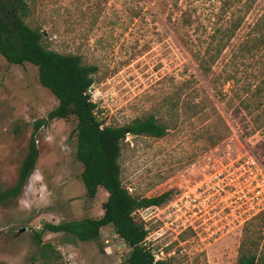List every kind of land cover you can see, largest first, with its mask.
<instances>
[{"label": "rangeland", "instance_id": "obj_1", "mask_svg": "<svg viewBox=\"0 0 264 264\" xmlns=\"http://www.w3.org/2000/svg\"><path fill=\"white\" fill-rule=\"evenodd\" d=\"M24 2L25 22L46 49L96 68L89 94L105 125L154 115L168 128L161 139L127 135L119 159L132 196L169 194L134 216L154 255L173 264H237L249 239L264 258V208L250 187L256 166L264 167V0ZM57 104L35 66L0 56L3 189L15 183L34 122ZM75 126L70 117L37 133L35 172L17 201L0 206V264H39L33 234L45 223L100 218L107 194L86 196ZM105 233L88 243L65 234L42 242L63 264H125L130 250L113 230Z\"/></svg>", "mask_w": 264, "mask_h": 264}, {"label": "trees", "instance_id": "obj_2", "mask_svg": "<svg viewBox=\"0 0 264 264\" xmlns=\"http://www.w3.org/2000/svg\"><path fill=\"white\" fill-rule=\"evenodd\" d=\"M28 15L24 0H0V56L10 65L29 63L35 66L39 84L54 95L58 104L45 118L34 122L14 185L5 189L0 186V206L17 201L35 172L40 154L36 145L39 130L55 120L74 117L76 126L71 136L75 138V158L82 166L80 178L86 196L94 199L98 190L103 189L107 199L102 205L100 218L43 224L42 230L33 234L39 264H63L56 248L49 242H42L44 235L65 234L88 243L97 241L100 231L106 226H111L130 250L125 264H173L169 260H156L146 243L147 230L133 216L137 210L162 206L168 201L169 194L135 198L122 184L119 165L122 143L127 135L161 139L166 136L168 128L154 115L135 119L127 126L105 125L89 94L96 68L84 65L79 56L62 55L46 49L41 41L42 33L25 22ZM249 47L244 49L249 51ZM200 69L207 73L208 68L204 64ZM263 260L258 254L257 241L247 239L241 242L237 264H262Z\"/></svg>", "mask_w": 264, "mask_h": 264}, {"label": "built area", "instance_id": "obj_3", "mask_svg": "<svg viewBox=\"0 0 264 264\" xmlns=\"http://www.w3.org/2000/svg\"><path fill=\"white\" fill-rule=\"evenodd\" d=\"M256 171L258 174H257V176H255V179L251 182L250 187L252 188L253 191H257V193H258V196H256V200H257L256 206L258 208L261 207L263 209L264 208V167L256 166ZM153 208H158V207H153ZM148 209H150V208L137 210L136 212L133 213V216H136L137 213L139 214V212L144 211V210H148ZM109 229L113 230V228L111 226L103 227L102 230L100 231V235L106 234L107 232L105 233V231H108ZM104 243L108 245L109 241L105 240ZM71 258H72V256H71ZM155 258H156V260L159 259L158 256H155Z\"/></svg>", "mask_w": 264, "mask_h": 264}, {"label": "water", "instance_id": "obj_4", "mask_svg": "<svg viewBox=\"0 0 264 264\" xmlns=\"http://www.w3.org/2000/svg\"><path fill=\"white\" fill-rule=\"evenodd\" d=\"M25 232V229H20L19 231H18V235L19 234H22V233H24Z\"/></svg>", "mask_w": 264, "mask_h": 264}, {"label": "crops", "instance_id": "obj_5", "mask_svg": "<svg viewBox=\"0 0 264 264\" xmlns=\"http://www.w3.org/2000/svg\"><path fill=\"white\" fill-rule=\"evenodd\" d=\"M99 190H100V189H99ZM99 190H98V191H99ZM100 215H101V216L103 215V211H101V214H100ZM101 216H100V217H101Z\"/></svg>", "mask_w": 264, "mask_h": 264}]
</instances>
